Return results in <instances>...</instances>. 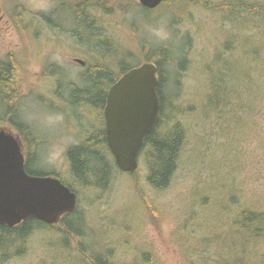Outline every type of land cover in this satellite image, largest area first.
<instances>
[{
    "label": "rangeland",
    "instance_id": "obj_1",
    "mask_svg": "<svg viewBox=\"0 0 264 264\" xmlns=\"http://www.w3.org/2000/svg\"><path fill=\"white\" fill-rule=\"evenodd\" d=\"M78 2L0 0V60L12 53L21 65L17 110L35 140H23L22 149L34 158L35 168L65 180L71 177L67 150L76 146L85 132L100 127L96 112L68 106L55 95L59 92L68 99L70 89L82 88L84 70L74 61L92 59L90 49L77 43L71 33L75 28L72 14ZM124 4L125 10L103 18L102 27L107 36L134 55L126 58L131 66L139 65L141 56L149 54L150 48L170 50L162 95L171 105L166 104V116L179 108L175 115L187 127L186 147L166 190L155 192L149 188L141 160L136 172L114 174L105 192L76 185L78 219H73L72 227L83 232L78 241L83 242L82 249L91 251L86 255H100L108 248L115 252L118 264H143L140 259L144 254L156 264H182L185 250L201 254V246L225 232V216L219 204L234 196L235 184L254 205L264 206V168L259 169L255 157L259 140L250 128L244 133L243 129H221L212 120L196 119L199 115L195 112L201 110L207 94L204 65L210 63L231 27L223 24L219 15L188 2L183 7L168 2L163 10L151 13L141 11L136 0H126ZM81 35L89 36L83 31ZM55 66L62 70L61 86L47 71ZM177 67L184 69L177 71ZM2 111L5 109L0 106V114ZM261 126L264 141V122ZM136 185L161 218L150 221L145 217ZM75 248L76 240L64 232L37 230L27 241L23 256L0 264H84ZM211 250L206 255L210 259L217 246L213 244Z\"/></svg>",
    "mask_w": 264,
    "mask_h": 264
},
{
    "label": "trees",
    "instance_id": "obj_2",
    "mask_svg": "<svg viewBox=\"0 0 264 264\" xmlns=\"http://www.w3.org/2000/svg\"><path fill=\"white\" fill-rule=\"evenodd\" d=\"M125 1L79 0L72 14L75 27L71 32L72 36L77 43L90 49L92 59L83 61L87 67L83 68L84 72H81L82 88L70 89L68 99H63L59 92L55 95L68 106L96 112L100 117V127L87 130L84 138L76 146L67 150L66 159L70 180H65L59 175L48 174L38 167L35 168L34 158L27 152L24 155L27 174L55 176L74 191L78 199L79 193L74 188L76 185L86 190L105 192L112 183L113 175L120 172L106 146L102 111L108 88L122 74L134 67L143 63L155 64L159 80L157 95L160 102V122L157 128L144 138L138 157V162L141 160L145 166L147 173L145 180L151 190L159 192L170 186L179 169L186 147L187 127L175 115L179 108L173 109V112L168 111L169 114L166 116V104L170 105V103L162 95L165 86L164 68L170 62V50L161 46L150 48L149 54L141 56L142 61L139 65L131 66L126 63V58H133L134 55L107 36V32L105 33L102 27L105 16L112 15L115 11L125 10ZM168 2H175L181 7L188 2L190 6L200 7L209 13L219 15L222 23L231 27V30L225 32L224 39L215 49L210 63L204 65L207 75V94L201 110L195 112L199 115L196 119L202 122L212 120L221 126V129L222 127L243 129L245 133V129L250 128L253 133L256 132L259 147L255 157L260 165L259 169L263 170L264 141L260 136V130L261 123L264 122V0H222L220 2L163 0L156 10H163ZM140 10L146 13L156 11L155 9L148 11L141 6ZM168 10L172 14L176 13L174 9L168 8ZM81 31L88 33V38L82 36ZM182 59L185 66L186 59L185 57ZM183 69L184 67L180 69L177 67V71ZM47 71L55 78L56 85L61 86L62 70L55 66L48 68ZM21 80V65L14 54L9 53L4 60H0V106L5 109L0 114V129L15 132L22 142L23 140L33 141V131L22 121L17 110ZM177 83L179 84V81ZM174 90L180 91L178 87ZM178 115L184 114L179 112ZM135 190L145 217H148L150 221L161 218L159 212L137 185ZM249 197L241 195V190H238L235 184L234 196H229L226 203L219 204L225 216L222 224L225 232L221 233V237L213 236L214 239H210L201 246L203 250V252L200 251L201 254L185 250L182 254V264H264V206L261 203L254 205ZM77 211L78 202L75 211L63 216L54 226L34 219H29L13 228L0 226V262L4 263L8 258L23 256L27 241L33 234L37 230H48L64 232L71 237V240H76L75 249L81 254L80 258L84 264H118L115 261L113 249L107 248L106 253L100 255H91V253L86 255L91 251H85V247L82 249L83 242L78 241L83 232L80 229L74 230L72 227ZM65 242L64 247H67V241ZM213 244L217 246V250L214 258L210 259L206 255L211 253ZM200 255L204 257L198 258ZM140 261L143 264H156L146 254Z\"/></svg>",
    "mask_w": 264,
    "mask_h": 264
},
{
    "label": "water",
    "instance_id": "obj_3",
    "mask_svg": "<svg viewBox=\"0 0 264 264\" xmlns=\"http://www.w3.org/2000/svg\"><path fill=\"white\" fill-rule=\"evenodd\" d=\"M148 10L163 0H136ZM81 66L85 63L76 59ZM157 67L143 63L120 76L109 88L103 119L105 139L116 168L134 173L144 138L160 122ZM77 194L57 177L32 176L25 171V157L18 139L0 129V226L13 228L29 219L49 226L75 211Z\"/></svg>",
    "mask_w": 264,
    "mask_h": 264
},
{
    "label": "flooded vegetation",
    "instance_id": "obj_4",
    "mask_svg": "<svg viewBox=\"0 0 264 264\" xmlns=\"http://www.w3.org/2000/svg\"><path fill=\"white\" fill-rule=\"evenodd\" d=\"M82 68H86L87 66L86 65H84V66H81ZM82 84V83H81ZM112 86V85H111ZM110 86V87H111ZM109 87V88H110ZM109 88H108V90H109ZM108 90H107V92H108ZM106 95H107V93H106ZM105 100H106V98H105ZM104 107H105V105H104ZM103 110H104V108H103ZM102 119H103V111H102ZM103 129H104V135H105V124H104V119H103ZM17 139H18V141H19V143H20V145L22 146V148L24 147V145H23V142L21 141V139L19 138V136L15 133V134H13ZM105 142H106V139H105ZM106 146H107V143H106ZM108 148V147H107ZM23 150V149H22ZM23 154L25 155V153H24V151H23ZM25 157V156H24ZM53 177H55V176H53Z\"/></svg>",
    "mask_w": 264,
    "mask_h": 264
},
{
    "label": "bare ground",
    "instance_id": "obj_5",
    "mask_svg": "<svg viewBox=\"0 0 264 264\" xmlns=\"http://www.w3.org/2000/svg\"><path fill=\"white\" fill-rule=\"evenodd\" d=\"M135 1V0H134ZM161 6V5H160ZM145 9V8H144ZM158 9V8H157ZM147 10V9H146ZM156 10V9H155ZM149 11V10H148ZM151 11V10H150ZM153 12V11H152ZM81 66V65H80Z\"/></svg>",
    "mask_w": 264,
    "mask_h": 264
}]
</instances>
